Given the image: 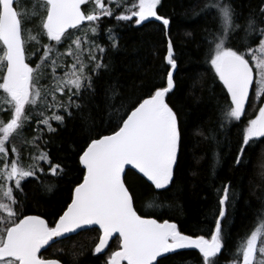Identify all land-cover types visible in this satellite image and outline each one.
<instances>
[{
    "label": "snow or ice",
    "instance_id": "6c2138e0",
    "mask_svg": "<svg viewBox=\"0 0 264 264\" xmlns=\"http://www.w3.org/2000/svg\"><path fill=\"white\" fill-rule=\"evenodd\" d=\"M161 4L30 0L22 6L20 0H0V264H64L58 255L64 251L62 241L84 232L97 234L91 251L103 254L104 264H164L166 254L180 250H198V264H221L222 250L231 257L227 264H264V211L238 239L235 251L226 249L224 224L237 198L234 192L230 195V184L217 189L218 210L208 238L184 234L167 220L145 218L134 206L126 170H135L152 190L146 206L162 207L164 193L176 187L184 141L180 110L172 101L178 62L167 35L171 21L157 11ZM192 13L211 22L203 29L201 47L207 70L226 89L221 127L240 124L246 107L256 113L242 128L234 161L240 165L246 148L264 143V0L247 15L237 0H198ZM105 18L115 25L105 24ZM151 21H159L165 30L166 83L154 86L127 109L123 101L115 105L119 90L106 87L105 114L115 127L111 134L89 138L79 155L85 174L66 210L52 225L39 215L25 214L24 182L39 179L38 174L64 173L44 150L45 133H56L66 117L74 116L73 109L79 115L89 105L98 107V82L110 69L105 54L118 48L114 28L120 22L140 27ZM102 33L111 41L107 47L96 39ZM26 128L35 131L31 140L24 135ZM26 145L36 150L27 165L22 156ZM44 187L52 191L55 185ZM114 237L118 250L109 248ZM54 238L61 239L50 244ZM82 254H71L73 264Z\"/></svg>",
    "mask_w": 264,
    "mask_h": 264
},
{
    "label": "trees",
    "instance_id": "16d2710c",
    "mask_svg": "<svg viewBox=\"0 0 264 264\" xmlns=\"http://www.w3.org/2000/svg\"><path fill=\"white\" fill-rule=\"evenodd\" d=\"M20 3L27 5L30 0H20ZM237 3L243 5L247 15L251 9L258 10L262 0H237ZM197 4L198 0H162L157 10L171 21L167 35L173 40L178 62L172 101L180 110L184 141L176 187L164 193L162 207H148L146 205L152 190L135 172L128 171L126 175L134 192V206L138 214L160 222L167 220L176 223L184 234H203L206 238L212 231L218 210L217 189L230 184V195L234 192L237 198L226 217V224H222L226 249L235 251L238 239L249 231L257 215L264 211V143L257 141L252 144L245 149L242 164L234 163L242 143L244 122L254 118L256 113L246 108V117L242 118L240 124L221 127L226 91L204 63L201 47L203 29L211 26V22L193 16L192 8ZM104 22L109 25L116 23L108 18ZM28 27L32 28L33 25L29 23ZM114 34L119 41L118 48L109 49L105 54L110 69L102 74L98 82L95 97L98 107L89 105L79 115H75L76 110L73 109L74 116L66 117L65 125L58 127L56 133H45L48 143L44 145V150L49 152L54 164L58 163L64 168V173L60 176L38 174L39 179L29 178L24 182V213L39 215L50 225L66 210L74 187L82 182L85 172L79 163V155L86 148L89 138L111 134L115 127L114 121H110L105 114V88H117L120 96L115 105L119 107L123 101L127 109L146 96L154 86L166 83V37L160 22L151 21L140 27L131 22H120L114 28ZM96 39L105 47L111 43L106 33ZM61 72L62 69L57 70L58 75ZM53 126L56 127L55 122ZM198 132H203V135H198ZM34 134V129L31 132L25 129L24 135L29 140ZM21 142L18 140L17 145L20 146ZM35 151L31 145L23 147L22 156L26 165L30 163V154ZM42 166L45 169L48 167L45 164ZM48 184L55 185L52 191L44 187ZM96 235L94 232H84L73 236L72 240H63L64 251L58 254L61 261L73 264L71 254L83 251L78 264H104L101 259L103 254L96 256L91 251L97 242ZM115 239L109 245L112 250H118ZM198 258V252H180L169 256L164 264H198ZM230 260V255L222 250L221 264H227Z\"/></svg>",
    "mask_w": 264,
    "mask_h": 264
},
{
    "label": "water",
    "instance_id": "95a60500",
    "mask_svg": "<svg viewBox=\"0 0 264 264\" xmlns=\"http://www.w3.org/2000/svg\"><path fill=\"white\" fill-rule=\"evenodd\" d=\"M159 22V21H158ZM175 74L176 73H174V76H175ZM225 91H226V89H225ZM247 108V107H246ZM262 139V138H261ZM81 165V164H80ZM81 167L83 168V166L81 165ZM84 170V169H83ZM133 172H135V170H132ZM84 172H85V170H84ZM128 171L126 170V173H127ZM158 222H160V221H158ZM169 222V221H168ZM171 223H173V222H171ZM61 238H54V241L53 242H50V244H52V243H55L57 240H60ZM115 239V237L113 238V240ZM112 240V241H113ZM112 241H110L109 242V245H110V243L112 242ZM107 250V249H106ZM105 250V251H106ZM43 251V250H42ZM186 251H195V252H198V250H180V252H186ZM180 252H178V253H180ZM175 254H177V253H175ZM175 254H166L168 257L169 256H172V255H175ZM101 255V254H100Z\"/></svg>",
    "mask_w": 264,
    "mask_h": 264
}]
</instances>
